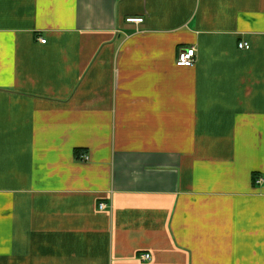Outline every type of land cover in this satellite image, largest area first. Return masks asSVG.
<instances>
[{"label":"crops","instance_id":"1","mask_svg":"<svg viewBox=\"0 0 264 264\" xmlns=\"http://www.w3.org/2000/svg\"><path fill=\"white\" fill-rule=\"evenodd\" d=\"M0 264H264V0H0Z\"/></svg>","mask_w":264,"mask_h":264},{"label":"built area","instance_id":"2","mask_svg":"<svg viewBox=\"0 0 264 264\" xmlns=\"http://www.w3.org/2000/svg\"><path fill=\"white\" fill-rule=\"evenodd\" d=\"M143 22H144V19L142 18L127 19V23H132V24H142ZM41 43L45 44L46 40H41ZM239 49L240 50H250V44L248 42L243 41L239 44ZM196 62H197V50L192 47V48L183 49L179 52L176 64L178 67L192 68L195 66ZM82 160L88 161L89 158L88 156H84L82 157ZM101 208H103V205H101ZM140 259L143 261H151L152 257L151 255H142Z\"/></svg>","mask_w":264,"mask_h":264}]
</instances>
